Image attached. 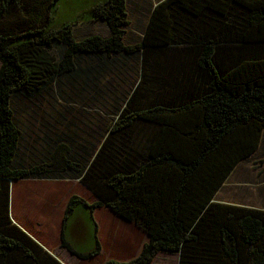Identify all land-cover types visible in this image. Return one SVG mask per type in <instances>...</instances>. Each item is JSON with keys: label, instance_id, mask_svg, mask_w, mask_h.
<instances>
[{"label": "trees", "instance_id": "trees-1", "mask_svg": "<svg viewBox=\"0 0 264 264\" xmlns=\"http://www.w3.org/2000/svg\"><path fill=\"white\" fill-rule=\"evenodd\" d=\"M58 1L0 0V264H62L10 218V185L21 179L79 180L96 196L72 195L63 218L61 246L81 259L101 252L92 212L107 207L149 241L135 258L104 264H150L160 252L178 253V264H264V209L214 201L264 131V0H160L134 44L127 0L90 5L86 16L108 32L79 40L77 22L50 28ZM131 58L140 78L89 159L45 137L49 155L19 163L36 139L16 120L15 94L91 82ZM78 206L93 224L87 253L65 235Z\"/></svg>", "mask_w": 264, "mask_h": 264}, {"label": "rangeland", "instance_id": "rangeland-1", "mask_svg": "<svg viewBox=\"0 0 264 264\" xmlns=\"http://www.w3.org/2000/svg\"><path fill=\"white\" fill-rule=\"evenodd\" d=\"M98 1L100 0H59L52 11L53 18L50 28L59 27L65 22H77L74 27V35L78 40L88 34L106 36L107 27L101 21H90L86 16L87 13L84 12L90 5ZM158 1L127 0L129 25L126 28V44L141 41L152 6ZM84 59L90 62L89 57H84ZM94 66L97 67L96 63ZM139 78V61L133 58L123 59L118 67L112 69L110 66L101 71L99 75L96 74L91 82L86 79L64 78L60 82H51L28 99L21 94H15L12 98V106L15 110L16 120L17 122L19 120L23 132L31 133L30 137L36 139V141L33 140L34 143L32 142L34 147L31 158L38 160L41 159V155H49L45 152L43 141V138L46 137L49 145H53L55 140L64 141L82 157L89 159L103 141L107 126L113 122L115 115L124 107L126 95L133 89ZM260 153V156L256 155L247 159L240 167L247 171V174L242 175L249 178L248 188L250 191L254 190L253 192L249 191L250 194L248 193L249 195L242 201L255 205L253 207L264 209V197L261 198L262 195L264 196V185L259 187V183L255 182L258 174L264 171V152L260 151ZM27 161L31 160L27 159ZM54 181H56V189L60 191L58 198H62V202L69 194L80 196L88 203H92L96 199L93 193L79 180ZM63 185L65 190H69L64 194ZM260 192L262 193L260 194ZM94 213L93 218L98 228L97 237L104 250V255L102 258L84 261L82 264H103L109 256L116 258L117 255H120L113 240L117 242V247H121L123 251L125 248L130 249L125 242H120L129 235V230L123 226L128 222L116 219L108 208H101ZM68 222L69 227L66 230H68L67 240L70 244L81 253L92 250L94 248L93 224L87 208L78 206ZM59 234L58 231V240ZM62 254L68 253L63 249ZM100 261L102 262L100 263ZM150 264H178V255L171 252H160Z\"/></svg>", "mask_w": 264, "mask_h": 264}, {"label": "crops", "instance_id": "crops-1", "mask_svg": "<svg viewBox=\"0 0 264 264\" xmlns=\"http://www.w3.org/2000/svg\"><path fill=\"white\" fill-rule=\"evenodd\" d=\"M155 5L152 6V9ZM32 142L34 143L33 140L29 139V141L24 142L26 144V148L21 147L19 154V160H20L19 163H21L24 166H28L31 162V161H27V159L30 160V157L33 155ZM260 151L262 153L264 152V131L258 149L249 157L242 160L234 168L233 172L229 175V177L226 179V181L223 183V185L217 192L216 196L214 197V201L221 203H232L237 205H247L251 207L255 206L242 201L245 199L247 195L250 194L249 193L250 189L248 188L250 183H248L249 178L244 177L242 175V174H247V171L240 167L243 165L245 161H247V159H250L256 155L260 156L261 155ZM15 163L18 164V155L16 157ZM55 182L56 181H54V179H21V180L12 181L10 185V199H9L10 202L9 213L12 222L17 226H19L27 234H29L35 241H37L45 250H47L51 255H53L56 259H58L62 264H82L84 263V261L102 258V256L104 255V250L102 246H101V252L98 255L91 257L89 259H81L76 255L69 253L65 248L61 246L63 218H64L67 202L71 197V195L69 194L62 202V198H58L60 191L59 189H56ZM255 182L259 183V187H262L261 185H264V171L258 174V177L255 180ZM62 191L64 194L69 190L68 191L65 190V187L63 185ZM253 191L254 190H251L250 192ZM261 193L262 192H260V194ZM263 197L264 196L262 195L261 198ZM96 200L97 198L95 199V201ZM92 203H88V204H92ZM101 208H107V207L96 208L92 212V217L93 214H95L94 212L101 210ZM113 214L114 217L119 221L122 219L114 212ZM123 226L129 230V235L125 240H121L120 242H125L126 245L130 247V249L128 250V248H125V251H123L121 247H117V242L113 240L116 250L120 255H117L116 258L114 256H109L108 259H106L104 262L111 259L119 262L129 261L135 258L141 252L144 244L149 241V236L145 232L140 230L138 227H136L134 224L128 222ZM68 227H69V222L67 223V228ZM58 231L60 232L59 240L57 237ZM67 232L68 230H65L66 239H67ZM120 242L118 241L119 245H121ZM135 247L136 249L133 250ZM63 249L68 254L63 255L62 254ZM176 254L178 255V253ZM101 262L102 261H100V263Z\"/></svg>", "mask_w": 264, "mask_h": 264}]
</instances>
